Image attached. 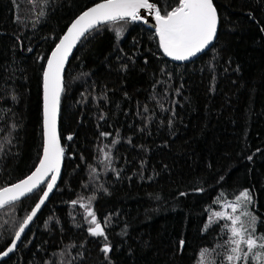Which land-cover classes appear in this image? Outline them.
<instances>
[{
    "label": "trees",
    "instance_id": "obj_1",
    "mask_svg": "<svg viewBox=\"0 0 264 264\" xmlns=\"http://www.w3.org/2000/svg\"><path fill=\"white\" fill-rule=\"evenodd\" d=\"M99 1L0 0V188L39 163L47 60ZM149 1L162 15L179 4ZM213 2L216 40L188 63L137 21L82 40L65 74L61 178L0 264H197L224 241L217 207L245 190L247 223L264 235V0ZM45 186L0 209V252ZM90 212L103 236L89 233Z\"/></svg>",
    "mask_w": 264,
    "mask_h": 264
},
{
    "label": "snow or ice",
    "instance_id": "obj_2",
    "mask_svg": "<svg viewBox=\"0 0 264 264\" xmlns=\"http://www.w3.org/2000/svg\"><path fill=\"white\" fill-rule=\"evenodd\" d=\"M141 9L155 10L156 31L159 34L160 47L168 56H172L176 60L183 61L196 55L209 45L216 35L218 17L213 0H179L178 6L167 11L164 15L161 14L157 5L150 3L149 0H102L101 3L83 12L72 23L53 50L48 59L47 70L44 72L45 145L43 157L31 175L15 184L0 188V205L19 200L36 190L41 183L46 182L47 189L43 191L35 208L20 225L12 244L7 251L0 253V256H7L15 249L16 241L20 239L25 227L33 220L58 178L63 149L59 146L57 135L52 129V123L61 91L60 72L68 53L76 41L86 37L91 30H98L103 24L143 20L144 17L140 14ZM102 135L109 134L102 133ZM115 142L113 141V143ZM50 172L54 174L50 180L45 181L44 178ZM250 201V194L245 190L236 197L235 203L228 206L235 212L241 203H250ZM75 203L76 201H73V204ZM89 215L92 217L91 223L95 225L88 229L89 233L94 236H103V229L101 224L96 221L94 213L90 212ZM242 215L250 214L242 213ZM215 216L221 218L220 213H216ZM223 218L231 221L229 227L231 237L227 243H230L232 247L229 249L231 254L226 257L229 264L233 260H243L247 264L250 259L255 264H264V235L256 236L254 228L251 227L255 224L256 218L250 217V227H245L239 216L228 215ZM241 245L246 246L247 250L245 251ZM102 251L108 252L109 246L105 245Z\"/></svg>",
    "mask_w": 264,
    "mask_h": 264
},
{
    "label": "water",
    "instance_id": "obj_3",
    "mask_svg": "<svg viewBox=\"0 0 264 264\" xmlns=\"http://www.w3.org/2000/svg\"><path fill=\"white\" fill-rule=\"evenodd\" d=\"M101 2H102V1H99V2H97V3L93 4V5H91V6L88 7L87 9H89V8L93 7L94 5H96V4H98V3H101ZM149 2H150V3H153V2H151V1H149ZM153 4H155V3H153ZM213 4H214V2H213ZM155 5H156V4H155ZM214 6H215V5H214ZM157 7H158V6H157ZM87 9H85L83 12H85ZM216 11H217V10H216ZM83 12H81V13H80V14H79V15H78V16H77V17H76V18L70 23V25L68 26V28L72 25V23H73V22H74V21H75V20H76V19H77L82 13H83ZM140 14H141V16L144 17V19H143V20H139V21H137V22L144 23L147 27L152 28L153 30L156 31L155 10L141 9V10H140ZM217 17H218V14H217ZM109 23H110V22H109ZM103 25H104V24H103ZM68 28H67L66 31L64 32L63 36L67 33ZM218 29H219V18H218V21H217V31H216V35H215L214 39L209 43V45H207V46H206L204 49H202L199 53H197L196 55H194V56H192V57H189L187 60H183V61L176 60V59H174V57H172V56H168V55L164 52L163 48H161V50H162L164 56H165L167 59H169V60H171V61H173V62L180 63V64L188 63V62L193 61V60H195L196 58L200 57L202 54H204L205 52H207V51L213 46V44H214V42H215V40H216V36H217V33H218ZM91 31H92V30H91ZM91 31H90V32H91ZM90 32H89V33H90ZM156 32H157V31H156ZM89 33H88V34H89ZM88 34H87V35H88ZM157 34H158V33H157ZM87 35H86V36H87ZM63 36H62V37H63ZM62 37H61V38H62ZM158 37H159V34H158ZM84 38H85V37H82L80 40L76 41V43L73 45L72 49H71L70 52L68 53L67 59H66V60L64 61V63H63V66H62V69H61V72H60L61 91H60V95H59V103H58V106H57V109H56L54 122L52 123V129L55 131V134L57 135V138H58L59 146H60L62 149H63V147H62V142H61V138H60V107H61V101H62V98H63V94H64V91H65V74H66V71H67L68 65H69V63L71 62V59H72V57H73V55H74L76 49L78 48V46L80 45V43L82 42V40H83ZM59 42H60V40H59ZM59 42H58V43H59ZM58 43H57V44H58ZM57 44H56V45H57ZM55 48H56V46L54 47V49H55ZM54 49H53V50H54ZM53 50H52V52H53ZM52 52L50 53L49 58L51 57ZM49 58H48V59H49ZM47 67H48V60H47V64H46V67H45L44 72L47 70ZM44 103H45V101H44V75H43V135H44V145H45V124H44V119H45V117H44ZM43 149H44V146H43ZM42 157H43V152H42V156H41V158H42ZM39 163H40V161H39ZM39 163L36 165V167L39 165ZM36 167H35V168H34V169H33V170H32L27 176L31 175V173H32L33 171H35ZM63 168H64V158H63V155H62L61 160H60V165H59L58 178H57V180H56V183H55V185H54L52 191L49 192V195H48V197L45 199V202H44V203L41 205V207L37 210L36 215L33 217V220L30 221L29 224L25 227V231L21 234L20 239L16 241V247H15V249H14L11 253H8L7 256H0V261L6 259V258H8V257H10V256L15 252V250L19 247V245H20V243H21V241H22V239H23V237H24L26 231L28 230V228L30 227V225L33 223V221L36 219V217L38 216V214L40 213V211L45 207L46 203H47L48 200L51 198L52 194L54 193L55 189L57 188L58 183H59V180H60L61 175H62V172H63ZM53 174H54V173H51V172L48 173V175L44 178L45 181L50 180V177H51ZM27 176L21 178L20 180H18V181H16V182H13V183H10V184H8V185H6V186H3V187H7V186H10V185H12V184H15V183H17V182H19V181L25 179ZM43 185H46V186H45V189H44V190H46V189H47V183H46V182L41 183V184L38 186L37 189H39V188L42 187ZM3 187H2V188H3ZM37 189H36V190H37ZM36 190H34L33 192H35ZM33 192H32V193H33ZM32 193L26 194L24 197H21V198H20L19 200H17V201H20V200L26 198L27 196H29V195L32 194ZM42 195H43V192H42L41 196H42ZM41 196H40V197H41ZM40 197H39L37 203L39 202ZM17 201H10V202H8V203H6V204H4V205H0V209H2V208H4L5 206L10 205V204H12V203H14V202H17ZM37 203H36V204H37ZM36 204H35V206H36ZM35 206L33 207V209L35 208ZM33 209H32V210H33ZM32 210H31V212H32ZM31 212H30V213H31ZM30 213H29V214H30ZM29 214H28V215H29ZM18 231H19V229H18ZM14 239H15V235H14V237L12 238L10 244H9V245H8L3 251H1L0 253H3V252H5V251H7L8 247L12 244V242H13Z\"/></svg>",
    "mask_w": 264,
    "mask_h": 264
},
{
    "label": "rangeland",
    "instance_id": "obj_4",
    "mask_svg": "<svg viewBox=\"0 0 264 264\" xmlns=\"http://www.w3.org/2000/svg\"><path fill=\"white\" fill-rule=\"evenodd\" d=\"M250 194L251 201L250 203H241L235 212H233L232 208L228 205L233 204L236 202V197L231 200L222 201L220 206L217 207L215 214H221V221L226 226V232L224 233V241L219 242L218 245L210 249V251H204L200 254V258L197 264H229L226 257L231 254L229 249L232 247L230 243H227L230 240L231 233L229 231V227L231 225V221L227 220L223 217L231 215V216H239L240 219L243 221L245 227H249L247 223L248 215H242V213H248L250 205L252 203L253 197ZM241 247L246 251V246L241 245ZM230 264H243V260H233Z\"/></svg>",
    "mask_w": 264,
    "mask_h": 264
}]
</instances>
